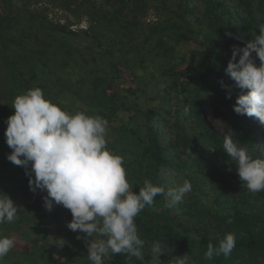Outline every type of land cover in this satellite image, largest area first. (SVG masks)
I'll use <instances>...</instances> for the list:
<instances>
[{
	"label": "trees",
	"instance_id": "1",
	"mask_svg": "<svg viewBox=\"0 0 264 264\" xmlns=\"http://www.w3.org/2000/svg\"><path fill=\"white\" fill-rule=\"evenodd\" d=\"M197 1L202 7L200 15L196 16L190 0H175V7L168 10L171 15L149 26L138 45L115 51L108 45L101 47L94 36L86 38L89 30L83 31L82 39L76 31L51 23L41 14L20 11L0 16V119L14 112L11 106L18 94L39 87L48 99L70 113L85 112L108 120L107 147L124 158L134 192H139L146 179L164 189V194L154 198V206L146 207L135 218L138 233L145 241L144 260L109 254L104 264H152L155 241L164 245L165 254L159 257L162 264H171L175 256L184 255H188L189 264H264V191L253 195L243 188L237 166L223 150L224 137L231 135L249 148L253 158L263 160L257 141L258 132L264 134V124L256 127L254 119L234 111L236 99L245 89L238 88L225 69L233 46L243 47L260 34L264 0ZM66 2L69 7L77 0ZM82 4L88 6L85 13L91 14L92 20L108 18L106 28L110 30L118 26L112 32L116 36L133 37L130 25L135 26V22L127 19L132 12L127 1L86 0ZM198 39L211 49L199 53L193 46L177 55L178 45ZM133 51L137 57L131 55ZM97 56L106 65L96 64ZM150 58L168 61L158 62L156 71L151 72L146 67ZM122 64L140 66L141 73L133 81L124 82L118 68ZM256 64H260L258 57ZM66 72L71 77H66ZM180 92L186 94L200 130L187 134L175 123V137L165 145L160 137V121L169 110L156 102L160 99L166 104ZM202 102L219 108L227 135L205 123ZM5 126L0 129V192L9 195L19 209L13 223L0 224V234L16 238L15 246L0 264H91L86 241L77 238L84 233L53 226L51 232L47 229L52 242L47 239V231L43 235L35 231L36 235L31 236V231L42 225L37 218L44 216L43 197L47 193H33L26 169L7 159L12 150L6 144ZM211 153L218 157L217 162ZM185 179L191 182V191L181 202L169 206L168 191L181 186ZM205 179L211 183V193L202 190ZM200 191L204 196L212 195V202L202 201ZM173 211L184 218L183 223L171 216ZM229 232L236 236L231 255L205 259L207 245H218V240Z\"/></svg>",
	"mask_w": 264,
	"mask_h": 264
},
{
	"label": "clouds",
	"instance_id": "2",
	"mask_svg": "<svg viewBox=\"0 0 264 264\" xmlns=\"http://www.w3.org/2000/svg\"><path fill=\"white\" fill-rule=\"evenodd\" d=\"M258 28L260 34L254 40L243 47L233 46L225 71L238 88L248 89L238 95L234 111L264 124V23ZM11 107L14 114L5 121L6 144L12 150L7 159L26 169L33 193H47L43 200L48 211L54 203L70 210L72 220L67 227L85 234L77 238L86 241L91 264H104L109 254L143 261L145 241L138 233L135 218L146 207H153L154 198L164 194V189L146 179L138 193L133 191L124 158L107 147L108 120L85 112L70 113L48 99L39 87L18 94ZM223 150L237 166L242 187L253 195L264 191V160L253 158L249 148L231 135L224 137ZM191 189L187 179L170 189L169 206L181 202ZM18 209L9 195L0 192V224L13 223ZM15 243L14 236L0 234V261ZM235 247V234L226 233L218 245H207L205 259L228 257ZM151 252L152 264H162L159 257L165 254L164 245L155 241ZM171 264H189V257L175 256Z\"/></svg>",
	"mask_w": 264,
	"mask_h": 264
},
{
	"label": "rangeland",
	"instance_id": "3",
	"mask_svg": "<svg viewBox=\"0 0 264 264\" xmlns=\"http://www.w3.org/2000/svg\"><path fill=\"white\" fill-rule=\"evenodd\" d=\"M85 1L86 0H77L75 4H73V2L72 4L69 3V9L66 0H0V16H13L15 13L20 11H26L33 15L41 14L45 17L47 21L51 23L63 25L67 27L68 30L76 31L77 33H79L78 36H80L82 39L85 38L82 37L84 36L83 31L89 30L88 36L86 38H88L89 36H94V42L100 43L101 47H103L104 45H108L107 48L113 49L115 51L118 48L124 50L126 46L128 47L132 44L138 45V43L141 42L142 33H144V31H146L149 26L163 21L168 16H170L171 14L168 10L171 9V7L174 8V3H176L175 0H140V2L138 3L136 2L137 0H125L127 1V7L129 6L130 9H132V12H129V15L127 16V19H129L130 23L135 22V26H131L129 24L130 27L134 30V35L131 38L130 35L120 37V34H118L117 36L113 34V31L119 29L118 26H112L111 30L110 27L106 28L108 25V18L99 17V19L97 18V21L92 20L90 16L91 14L89 15L88 13H85V9L86 7H88L82 4ZM100 1L101 0H97V3ZM190 5L191 7H193L196 16L200 15L202 7L201 5H199L198 1L190 0ZM121 24H124V22L122 21L120 25ZM193 46L194 49L199 53H205L206 51H209L211 49L209 44L201 45L199 39L195 41L190 40L185 41L176 47V51H178L177 55H181L184 52L189 51ZM98 49L101 48L98 47L97 50ZM97 50L95 51L97 52ZM95 51H93V53L97 55ZM134 54H136V52L133 51L131 55L133 56ZM99 57L97 56L96 64L106 65V63L102 62V59H99ZM167 61L168 60L166 58H154V60L150 58V60L147 62L148 64L146 67L148 71L155 72L158 62L160 64H166ZM118 68L120 70V76L122 81L127 83L133 81L134 77L141 73L140 66L129 68L122 64L119 65ZM155 75L157 76L158 74ZM65 76L68 78L71 77L68 72L65 73ZM247 91L248 89H245L244 93H247ZM177 99L179 100L177 101ZM156 103H159L161 106H165L166 111L169 110V113L163 115L164 118L162 121H160L162 123V132H160V137L163 144L167 145L168 140L175 137V134L177 132L174 126L175 123L180 124L187 134H194L200 130V128L195 125V119L190 112L191 106L188 98L186 97V94L180 92L178 93L177 98H170L166 104H164V102H162L160 99H157ZM201 109L202 118L204 119L205 123L208 126L212 127L214 130L218 131L219 133L227 135V129L225 127L224 120L219 112V108L217 106L213 107L211 105L206 104L205 102H202ZM13 114L14 112H11L10 115ZM251 118L254 119V125L257 127V125L260 124L259 120L255 117ZM5 121L6 118L0 119V129H3L6 125ZM261 137L264 138V134L259 131L257 143L259 145V153L264 160V141H261ZM179 153L183 154V151H180ZM211 157L217 162L218 157L216 155L211 153ZM179 178L180 176L177 177V179ZM211 188V183L207 180L202 184V190L204 193H211ZM199 195L202 198V201L206 203L212 202V195L204 196L202 195V191H200ZM166 199L167 203H170V198L167 195ZM18 205L20 206V208H22L21 203L18 202ZM66 210L68 209H63L62 205H57L55 203L51 211H48L45 208L43 210L44 216L37 218L38 220L42 221V225L35 227L31 231V236L36 235L35 231H37V234L39 235H43L44 233H46L47 229H49L51 232V228L53 226H64L68 228L67 223L72 220V214L68 215ZM68 212L71 213L70 210H68ZM171 216L176 220L179 219L181 223L184 222V218L180 219L178 217V212L174 213L173 211ZM48 233L49 232L47 231V239L48 241L52 242L50 240L51 234ZM192 234L193 236H196V231L192 232ZM22 245L27 247L28 244H25L23 241Z\"/></svg>",
	"mask_w": 264,
	"mask_h": 264
}]
</instances>
